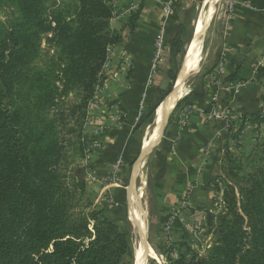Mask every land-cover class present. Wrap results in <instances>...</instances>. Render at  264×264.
Returning a JSON list of instances; mask_svg holds the SVG:
<instances>
[{
  "label": "trees",
  "instance_id": "obj_1",
  "mask_svg": "<svg viewBox=\"0 0 264 264\" xmlns=\"http://www.w3.org/2000/svg\"><path fill=\"white\" fill-rule=\"evenodd\" d=\"M0 13V264H132L126 233L77 180L87 107L121 41L112 0H0ZM224 162L241 183L223 193L210 248L166 264H264V141Z\"/></svg>",
  "mask_w": 264,
  "mask_h": 264
},
{
  "label": "crops",
  "instance_id": "obj_2",
  "mask_svg": "<svg viewBox=\"0 0 264 264\" xmlns=\"http://www.w3.org/2000/svg\"><path fill=\"white\" fill-rule=\"evenodd\" d=\"M164 1L112 0L114 15L119 17L112 28L120 32L121 41L109 48L102 72L105 80L94 90L87 110L85 142L88 146L98 143L99 149L93 150L86 172L95 178L132 154L139 120L166 85L167 56L181 13L193 0H173L168 13L163 11ZM224 6L221 26L214 33L218 42L210 47L202 66L203 83L180 98L153 155L156 219L172 224L173 244L188 243L185 224L191 210L205 211L214 203L219 188L212 180L225 177L231 181L234 173L225 165V153L246 155L255 142L264 141V0H228ZM221 57L226 60V74L215 106L245 121L247 128L240 140L225 135L220 122L206 120L214 92L210 75L215 70L213 63ZM182 115L187 118L185 123Z\"/></svg>",
  "mask_w": 264,
  "mask_h": 264
},
{
  "label": "rangeland",
  "instance_id": "obj_3",
  "mask_svg": "<svg viewBox=\"0 0 264 264\" xmlns=\"http://www.w3.org/2000/svg\"><path fill=\"white\" fill-rule=\"evenodd\" d=\"M211 1L213 0H208L207 2L204 1V4L207 5L203 6V0H193L188 6V8L181 13L182 21L180 25L183 26V31L181 32L179 47L177 48L179 50V53L176 51L177 49L175 45L174 49L170 50L166 61L167 66H169L171 70L175 69L177 65L179 66L182 56L192 35L195 23L198 21V19L199 21L204 23L203 19H205L210 5L209 2ZM225 1L227 2L228 0H217V3L216 0H214L216 5L215 3L213 5L212 2L210 6L211 14L208 18L207 25L204 31L203 41L201 44L198 72L187 79L183 88V93H181L182 96L185 95L187 90H194L203 83V78L205 77V75L203 74L204 71L202 69V66L204 65V61L206 59L210 47L215 45V41L216 43L218 42L219 38L215 36V40L214 33L221 26L222 17L225 12ZM229 1L231 2V0ZM164 2L169 3L170 7H174L173 0H166ZM228 7H230V4H228ZM121 14H124V12H122ZM118 18L119 17L117 15H114V18L112 19L113 23H111L112 20L110 22L111 28L112 24H115L114 22L118 21ZM0 19L2 21L5 20L4 15L1 13ZM115 31L120 33L117 30ZM219 59L217 58L215 64L213 63V65H215L214 69L218 64ZM106 67L107 63L104 64V66L102 67V72L103 68ZM212 69L213 68H211L210 70L212 71ZM168 84L169 81L166 79V85L163 87L162 90H165ZM160 100H162V93L158 92L152 102V105H154V103H157ZM148 114L146 116H143L139 120H142L140 124L139 121H137L139 126L137 129H135L136 131L133 137L135 145L131 150L132 154L128 155V157L126 158L120 159L119 162H114L112 166L108 168V171L104 173L103 176H98V178H95L91 173L86 172V170L88 169V166L91 163L90 161H92L94 157L93 150L99 149V144L94 142L93 144L88 146L85 142L86 137H84L85 158L82 161H79V163L77 164V166L81 168L80 173L77 175V180L81 183H84L87 197L89 201L93 204V206L96 208L103 209L107 218L111 222L118 225L119 228L124 233H126L134 255L137 245L139 244L138 242L140 241V238H138L136 230L131 227V224L128 221V214L130 209L132 208V205H130L127 190L131 185V177L134 173L133 170L136 165H139L134 180L135 196L137 195L135 199L136 201H138V203H140L141 208L146 213L145 239L148 245L152 248L154 255L156 256V259L147 258L146 264H150L152 261H154L156 264H166L167 258L175 260L178 259L180 256L185 258L186 260H189L191 252L199 255H204L206 251L210 248L214 240V232L216 226L219 224V221L222 218L227 217L225 204L220 203L219 199H221L222 197L223 200V192L229 191L230 188L237 189L241 182L239 181L238 176H236L235 174H233L231 181L228 180L229 178L225 177H220L219 179L217 178L216 180H212V185L214 187L219 188L217 189L218 192L214 194V198L219 199H215L212 205H210L207 209L205 208V211H202L199 208H194L192 210L189 209L191 210V214L188 217V223L185 224L189 237L188 243L186 244L185 242L181 241L179 243L173 244V240H170V238H173L171 235V237L169 236V234H171L170 229L172 224L168 222H165L164 224L157 222L156 203L153 200L152 183L156 179V176L153 172V166H155L156 164L153 155L160 144L161 136L159 137V139L157 138V143L156 141L155 143H153L150 148V151L146 156L139 157L140 148L143 144V141L147 138V135L150 132L149 127L152 126V122L154 119V113L149 118L147 117ZM86 122L87 114L86 120L83 124V134L85 136L87 132ZM255 144L256 142L252 145V148ZM129 161H132L133 164L131 167L128 168ZM220 191L222 192L220 193ZM217 193H220V195H217ZM206 214L208 216H206Z\"/></svg>",
  "mask_w": 264,
  "mask_h": 264
},
{
  "label": "bare ground",
  "instance_id": "obj_4",
  "mask_svg": "<svg viewBox=\"0 0 264 264\" xmlns=\"http://www.w3.org/2000/svg\"><path fill=\"white\" fill-rule=\"evenodd\" d=\"M205 2H207L208 0H204ZM213 2L214 5V0L209 2V12L208 15L206 14L204 23H202L201 21L196 22L194 28H195V36L197 39H199L198 41H194V43H192L189 52L186 56L185 62H184V67L181 71V74L179 76V80L177 82V91H174L170 97L167 100L166 103V114L164 115L162 122H161V126L154 130L152 136L148 137L143 141L142 144V152H141V157H144L148 154V152L150 151L151 146L153 145V143H155V141H157L156 139L158 138V136H160V134L162 133L163 129H164V123L166 118L170 116V114L173 112V109L175 108L174 106L177 104L179 98H182L181 93L183 92V88H184V80L185 78L188 76V72L191 71L193 72V75L197 73L198 70V64H199V56H200V50H201V44H202V36L204 34L206 25H207V21L208 18L210 16V9H211V4ZM217 3V0H216ZM215 3V5H216ZM207 5V4H205ZM212 5V6H213ZM201 18V17H200ZM189 78V77H188ZM187 81V80H186ZM181 95V96H180ZM161 132V133H160ZM138 164V163H137ZM139 165H136V167L134 168V176L133 179L131 181V185L128 188V197H129V201H130V205H132V208L129 211L128 214V221L131 224V227L133 229H135L139 236H140V241L138 242L140 244L139 246V258H143L142 256H147L148 259H156V256L154 255V252L152 250V248L146 243L145 237H146V213L144 212V210L141 208L140 203H138V201H136V197L135 196V191H134V180L136 177V171ZM139 199V198H138ZM143 205V204H142ZM140 261H138L137 264H139Z\"/></svg>",
  "mask_w": 264,
  "mask_h": 264
},
{
  "label": "built area",
  "instance_id": "obj_5",
  "mask_svg": "<svg viewBox=\"0 0 264 264\" xmlns=\"http://www.w3.org/2000/svg\"><path fill=\"white\" fill-rule=\"evenodd\" d=\"M132 8L134 7L131 6L130 9ZM163 11L166 13L170 11L169 3L165 2L163 4ZM160 47L161 46L158 45L155 59H157L159 56ZM225 71H226V60L225 58L221 57L219 59V62L215 70L213 71L210 77V83L214 92L213 95L211 96L212 107L208 112V114L206 115V120L211 122H220V124L222 125V130L225 135H229V136L234 135L237 140H240L243 131L247 128V124L245 123V121H243L241 117H238L237 115L230 112V110L226 108H217L215 106V104L218 101V91L223 83L226 74ZM186 119H187L186 116L182 115L181 120L183 123L186 122ZM204 155H205L204 157L208 158V152H205ZM219 202L223 203L222 197L221 199H219Z\"/></svg>",
  "mask_w": 264,
  "mask_h": 264
},
{
  "label": "water",
  "instance_id": "obj_6",
  "mask_svg": "<svg viewBox=\"0 0 264 264\" xmlns=\"http://www.w3.org/2000/svg\"><path fill=\"white\" fill-rule=\"evenodd\" d=\"M203 6H205V4H204V0H203ZM208 12H209V9H208V11H207V15H208ZM196 24V23H195ZM203 37H204V34H203V36H202V41H203ZM199 39H197L196 38V36H195V28H193V32H192V35H191V37H190V40H189V43H188V45H187V47H186V49H185V52H184V54H183V56H182V59H181V62H180V67H179V70H178V72H177V74H176V77H175V80H174V82H173V85H172V89H171V91L164 97V99H163V101L158 105V107L155 109V112H154V119H153V122H152V126H150L149 128H150V132L148 133V137H150V136H152V134H153V132H154V130H156V129H158L161 125V122H162V119H163V117H164V115L166 114V103H167V100H168V98L170 97V95L174 92V91H177L176 89H177V82H178V80H179V76H180V74H181V71H182V69H183V67H184V62H185V59H186V56H187V54H188V52H189V49H190V47H191V45H192V43H194V41H198ZM197 72H198V70H197ZM189 74H188V76L185 78V80H184V82H183V84L185 85V82H186V80L188 79V77H190V76H192L193 75V72L191 71V69H190V71L188 72ZM175 107V106H174ZM167 120H168V117L166 118V120H165V123H164V127H165V125H166V123H167ZM161 133V132H160ZM160 136H161V134H160ZM160 136H158V137H160ZM159 139V138H158ZM157 143V142H156ZM155 146V145H154ZM142 147V146H141ZM141 152H142V149L140 148V153H139V157H141ZM136 233H137V236H138V238H140L139 237V234H138V232L136 231ZM146 240V239H145ZM146 243H147V241H146ZM148 244V243H147ZM139 246H140V244H138L137 245V248H136V250H135V252H134V255H133V263L132 264H137L138 263V261H140V263L139 264H146V260H147V256H142L143 258H139L138 256H139Z\"/></svg>",
  "mask_w": 264,
  "mask_h": 264
}]
</instances>
